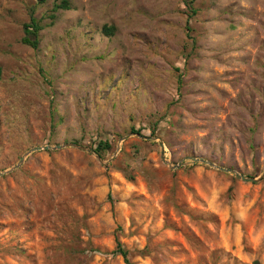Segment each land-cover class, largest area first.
<instances>
[{"label": "rangeland", "instance_id": "1", "mask_svg": "<svg viewBox=\"0 0 264 264\" xmlns=\"http://www.w3.org/2000/svg\"><path fill=\"white\" fill-rule=\"evenodd\" d=\"M60 3L0 0V264H264V0Z\"/></svg>", "mask_w": 264, "mask_h": 264}, {"label": "trees", "instance_id": "2", "mask_svg": "<svg viewBox=\"0 0 264 264\" xmlns=\"http://www.w3.org/2000/svg\"><path fill=\"white\" fill-rule=\"evenodd\" d=\"M68 8H69L68 0H61L60 4L54 5L53 11H57L59 9H68ZM30 21H31L30 23L24 25V29H23L24 36L21 39V42L35 49L38 46V42H39L38 33L41 28L38 24H36V22L33 19H31ZM103 32L107 35H111L113 32V28L104 26ZM107 147H108V144L99 143L95 151L99 152L102 148H107ZM112 253L122 256V258L124 259V262L126 264H129L128 259H127V251L124 250L119 243L116 244L115 250H113Z\"/></svg>", "mask_w": 264, "mask_h": 264}, {"label": "water", "instance_id": "3", "mask_svg": "<svg viewBox=\"0 0 264 264\" xmlns=\"http://www.w3.org/2000/svg\"><path fill=\"white\" fill-rule=\"evenodd\" d=\"M60 146H57V148H59ZM45 149L46 148H48L47 146H45L44 147ZM40 148H35V149H33V150H39ZM22 160V159H21ZM199 160V159H198ZM195 161H197V160H195ZM199 161H201V162H204V163H207L206 161H204V160H199Z\"/></svg>", "mask_w": 264, "mask_h": 264}]
</instances>
